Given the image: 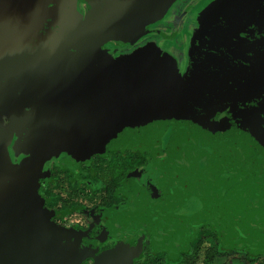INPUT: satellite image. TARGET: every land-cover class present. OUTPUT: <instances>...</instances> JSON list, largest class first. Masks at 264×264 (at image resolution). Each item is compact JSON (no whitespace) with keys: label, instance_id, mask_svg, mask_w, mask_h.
I'll return each mask as SVG.
<instances>
[{"label":"flooded vegetation","instance_id":"flooded-vegetation-1","mask_svg":"<svg viewBox=\"0 0 264 264\" xmlns=\"http://www.w3.org/2000/svg\"><path fill=\"white\" fill-rule=\"evenodd\" d=\"M91 1V35L65 24L39 23L22 8L0 12V103L11 86L35 76L49 83L56 77L81 83L113 79L146 101L148 96L158 101L154 93L163 95L159 107L155 103L156 110L140 111L129 129L157 148L155 169L144 179L156 203L144 198L140 213L131 212L137 183L132 174L155 159L152 152L105 148L76 168L49 160L44 174L33 180L32 195L41 223L67 234L53 243L65 259L70 252L82 253L78 264L136 248L129 264H264V249L255 248L249 237L226 235L227 213L264 211V199L211 197L157 215L154 205L171 201L170 154L189 102L197 47L224 46L244 36L247 17L264 18V0H153L141 7H133L134 0H101L111 20Z\"/></svg>","mask_w":264,"mask_h":264},{"label":"water","instance_id":"water-1","mask_svg":"<svg viewBox=\"0 0 264 264\" xmlns=\"http://www.w3.org/2000/svg\"><path fill=\"white\" fill-rule=\"evenodd\" d=\"M100 1L94 0L103 15L114 19L108 4ZM152 1L134 0L132 6ZM19 8L39 23L93 33L91 0H0V12ZM257 20L247 17L244 36L224 46L214 42L197 47L189 102L170 154L171 201L164 207L154 204L156 215L211 197L264 199V35L257 36L264 18ZM47 79L29 78L1 98L0 264H78L82 258L75 252L63 257L53 241L59 243L67 234L43 225L34 203L33 180L44 174L49 160L76 168L105 148L152 152L155 159L132 174L137 182L132 214L140 213L144 198L155 197L144 179L155 169L157 148L129 129L140 111L156 110L155 103L159 107L158 97L146 101L113 79ZM226 216L228 239L249 237L255 248L264 249V211L243 208ZM138 249H115L95 264H129Z\"/></svg>","mask_w":264,"mask_h":264},{"label":"rangeland","instance_id":"rangeland-1","mask_svg":"<svg viewBox=\"0 0 264 264\" xmlns=\"http://www.w3.org/2000/svg\"><path fill=\"white\" fill-rule=\"evenodd\" d=\"M61 31H64V30H61ZM60 33V32H59ZM40 46V45H39ZM74 49L76 48V45H74V47H73ZM92 48V46L91 45H89V49H91Z\"/></svg>","mask_w":264,"mask_h":264},{"label":"crops","instance_id":"crops-1","mask_svg":"<svg viewBox=\"0 0 264 264\" xmlns=\"http://www.w3.org/2000/svg\"><path fill=\"white\" fill-rule=\"evenodd\" d=\"M157 96H158V97H163V95H160V94H158V93H157ZM164 96H165V94H164Z\"/></svg>","mask_w":264,"mask_h":264}]
</instances>
